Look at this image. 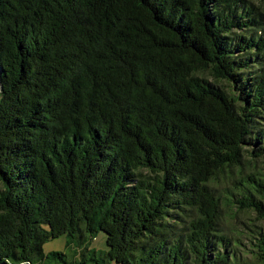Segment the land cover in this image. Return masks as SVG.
Returning a JSON list of instances; mask_svg holds the SVG:
<instances>
[{
	"label": "trees",
	"instance_id": "trees-1",
	"mask_svg": "<svg viewBox=\"0 0 264 264\" xmlns=\"http://www.w3.org/2000/svg\"><path fill=\"white\" fill-rule=\"evenodd\" d=\"M263 156L250 0H0V264H264Z\"/></svg>",
	"mask_w": 264,
	"mask_h": 264
},
{
	"label": "rangeland",
	"instance_id": "rangeland-1",
	"mask_svg": "<svg viewBox=\"0 0 264 264\" xmlns=\"http://www.w3.org/2000/svg\"><path fill=\"white\" fill-rule=\"evenodd\" d=\"M258 9L259 11L264 13V0H250ZM262 32V31H261ZM251 150V149H250ZM255 157V156H254ZM250 159V156H248ZM257 158V157H256ZM251 161V159H250ZM251 165L258 166V169H260L261 172L264 173V156L262 158L253 159L252 163H249ZM248 170L251 171V167H248ZM239 174H236L235 177L237 178ZM235 180L232 181L234 183ZM230 183V182H229ZM231 183V185H232ZM225 184V183H224ZM236 218V219H235ZM235 219V220H234ZM255 219V213L245 210L242 212L235 213V216L233 219H231V225L232 227H237L239 230L242 231V240L243 242L247 243L248 236L250 234L249 226L250 228L255 227V225H262L264 227V221L257 222V224H252ZM234 220V221H233ZM257 227V226H256ZM255 227V228H256ZM236 236V233H229V236ZM66 236L63 235L59 238L52 239L45 243L44 245V251L46 253H51L52 251H64L68 252L70 257L74 255V251L67 248L66 246ZM91 247L95 248L99 253L100 256L105 260V262H108L107 264H117L116 262H109L108 259L104 258L105 252L108 250L107 245V235L104 231H100L92 240ZM77 259H81V255L76 256ZM232 264H260L257 261V257L254 254L243 252L242 254H232L231 256Z\"/></svg>",
	"mask_w": 264,
	"mask_h": 264
}]
</instances>
